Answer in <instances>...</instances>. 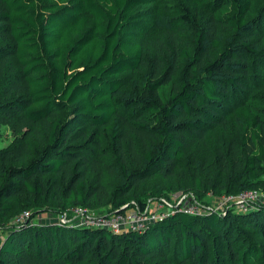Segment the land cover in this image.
<instances>
[{
  "label": "trees",
  "instance_id": "1",
  "mask_svg": "<svg viewBox=\"0 0 264 264\" xmlns=\"http://www.w3.org/2000/svg\"><path fill=\"white\" fill-rule=\"evenodd\" d=\"M258 1L0 0V226L28 213L0 236V264H264L262 203L139 231L31 221L142 209L151 171L173 175L195 147L199 195L264 192Z\"/></svg>",
  "mask_w": 264,
  "mask_h": 264
},
{
  "label": "rangeland",
  "instance_id": "2",
  "mask_svg": "<svg viewBox=\"0 0 264 264\" xmlns=\"http://www.w3.org/2000/svg\"><path fill=\"white\" fill-rule=\"evenodd\" d=\"M263 1L259 0L257 2V8L261 6ZM9 141V140H8ZM7 140H3L0 142V146L5 145ZM193 153L189 156V160L178 164L174 169V174L169 176L166 173H162L158 169L151 171L150 175L146 179L145 183L138 187L136 193H143L142 201L145 204V213L146 217H161L163 215H167L170 210H180L187 211L192 210L194 214L201 213L202 211L212 210V211H225L226 209H234L245 211L246 208L254 204H260V201H263L264 204V192H260L259 190H251L250 195L246 197V200L240 199L237 194H228L226 195L224 192H221L219 195L213 194L211 191H207L203 196L199 195L198 192L193 191L188 187L186 182V175L189 172V169L194 167H198V163L201 160L198 159L196 154ZM195 157V163H192V159ZM203 157V155L201 156ZM181 166V168H180ZM186 172V175H185ZM107 185H111L115 182L114 177L107 176L105 179ZM183 182V183H182ZM150 189H156V191L160 192L159 196L151 195ZM81 207L84 210V214L88 216H108L112 213L107 214V210L109 209V205L107 203L101 204L97 208L92 207ZM125 209L126 205L123 206ZM131 207V206H130ZM131 208L138 209L137 205L132 204ZM67 214L70 217H73L72 210L68 209ZM14 217V216H13ZM57 214L55 212H48L43 216L38 215L33 218L32 222H42L45 220L48 222H55L57 220ZM12 219L0 226V236L3 235L6 230V226L11 224ZM253 238L256 239L258 236L256 234H252Z\"/></svg>",
  "mask_w": 264,
  "mask_h": 264
},
{
  "label": "built area",
  "instance_id": "3",
  "mask_svg": "<svg viewBox=\"0 0 264 264\" xmlns=\"http://www.w3.org/2000/svg\"><path fill=\"white\" fill-rule=\"evenodd\" d=\"M251 190H245L238 192L237 195L242 200H246V197L250 195ZM263 201H260L262 203ZM255 205V204H254ZM145 207V206H144ZM136 209V208H123L121 212H114L108 216H88L84 214V210L81 207H72L69 208L72 210L73 217H70L67 214L68 210L62 212L58 215L56 222L58 223H70L74 226H91L98 228L109 229L114 232H119L122 230H141L148 222H151L155 219H160L161 217H146L145 209ZM251 207L249 205L246 209ZM171 211V210H170ZM187 213H194L192 210L184 211ZM169 213V212H168ZM28 213L26 211L17 214L12 219V224L16 225L25 221Z\"/></svg>",
  "mask_w": 264,
  "mask_h": 264
}]
</instances>
